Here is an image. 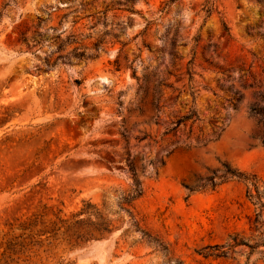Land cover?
<instances>
[{"label":"rangeland","instance_id":"obj_1","mask_svg":"<svg viewBox=\"0 0 264 264\" xmlns=\"http://www.w3.org/2000/svg\"><path fill=\"white\" fill-rule=\"evenodd\" d=\"M125 1L0 0V247L34 214L83 201L114 212L136 180L143 194L116 230L54 253L74 264H264L247 184H205L224 166L264 184V124L250 113L264 109V0H179L164 14L169 0H137L140 15ZM100 38L103 51L75 57ZM190 111L198 120L171 131ZM234 235L257 247L224 255Z\"/></svg>","mask_w":264,"mask_h":264},{"label":"trees","instance_id":"obj_2","mask_svg":"<svg viewBox=\"0 0 264 264\" xmlns=\"http://www.w3.org/2000/svg\"><path fill=\"white\" fill-rule=\"evenodd\" d=\"M9 2L14 0H8ZM137 0H126L122 11L128 14L140 15L131 6ZM144 1V0H143ZM179 0H169L159 10L160 14H164L169 5ZM10 4L6 3L3 9ZM203 10L206 16L209 17L213 11V4L206 2ZM1 13V11H0ZM223 32L228 36V28L222 25ZM197 42V36L193 39ZM105 40L100 38L92 45L91 55H86L84 52L75 54L78 59H85L95 57L99 51L104 50ZM174 47V45H172ZM173 58L174 55H173ZM79 86V81L74 82ZM162 84L159 83L155 91L156 98L152 100L150 106L153 110H159V102L161 98L160 88ZM264 98V97H261ZM240 96L235 95V101H240ZM140 111V110H139ZM252 116L258 117L259 124H264V109L253 107L250 109ZM193 120L197 121L198 117L195 112L190 111L189 114L179 118L174 128L176 130L180 125ZM170 133V131L168 132ZM147 136L136 139L142 141ZM264 143V138L262 140ZM201 144V143H196ZM206 143H203L205 146ZM186 149H188L186 147ZM171 152L167 153V155ZM166 155V156H167ZM160 164L163 166L164 161L161 159ZM129 170L133 172L130 167ZM221 182H216L214 176H210L205 180L206 186L210 190H215L223 181L238 180L247 184L246 199L254 207L252 216L248 219L249 230L256 233L258 238L264 235V184L261 183L255 176H246L243 173L232 171L224 166V173L220 178ZM143 194V190L138 181H134L129 190L118 194L117 206L118 209L114 212L109 209L104 203L101 206L93 204L90 201H83L81 205L69 212L64 213L61 209L56 210L52 218H48L44 214H34L26 220V222L19 225L21 234L12 236L6 243L5 247H0V264H74L72 262H65L61 256L54 253L57 247L56 243L74 242V243H88L95 240H100L107 237L114 230H116V223L119 221V214L124 213L130 215L133 209V203L139 199ZM46 209V208H44ZM131 216V215H130ZM40 226L38 233L34 230ZM238 246H246L253 250L257 245H248V242L238 238L237 235L230 237L225 248L224 255H228Z\"/></svg>","mask_w":264,"mask_h":264}]
</instances>
